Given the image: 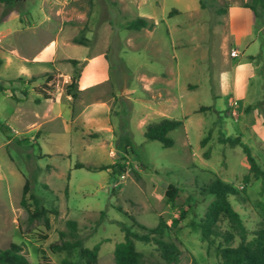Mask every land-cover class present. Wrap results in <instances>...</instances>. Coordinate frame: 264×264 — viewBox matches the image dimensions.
Here are the masks:
<instances>
[{
    "label": "rangeland",
    "instance_id": "rangeland-1",
    "mask_svg": "<svg viewBox=\"0 0 264 264\" xmlns=\"http://www.w3.org/2000/svg\"><path fill=\"white\" fill-rule=\"evenodd\" d=\"M34 1L0 4V248L19 244L29 264L40 262L42 255L52 264L62 259L73 264L75 247L48 249L49 243L60 240L59 230L65 232L62 239L68 238L65 220L70 218L83 246L98 243L94 264H113L112 248L122 239L120 225L132 223L129 215L146 226L154 225L158 216L168 222L177 215L178 206L165 195L166 184L172 183L185 208L174 229L177 259L164 261L151 241L134 240L135 248L145 264H216L214 245L219 239L207 244L195 224L211 199L201 185L215 176L237 190L243 185L247 200L228 197L247 238L259 221L254 206L261 197L259 180L250 173L242 183L247 171L243 151L218 137L239 134L264 168V26L254 17L253 40L236 44L241 55L232 61L249 63L251 69L246 97L238 106L217 95L223 26L215 18L221 14L207 7L193 11L191 0H155L157 20L147 32L153 25L123 27L125 19L137 15L138 0H38L53 17V30L62 19L58 55L29 63L23 60L24 51L39 55L49 33L25 29L10 11L16 10L18 17L24 14L29 22ZM73 37L86 38L85 44ZM253 52L250 61L247 53ZM83 56L92 61L86 63ZM69 58L79 60L82 71L75 97L65 91L72 70ZM46 73L51 74V88L44 98L34 88ZM163 117L182 120L167 131L173 140L168 146L143 135L147 123ZM125 139L129 145H122ZM117 160L124 163L119 173L97 169ZM30 194L45 208L57 209L47 213L48 228L40 220L26 221L33 206ZM219 225L226 228L227 222L220 220ZM37 233L47 237L40 239ZM238 240L235 236L232 244Z\"/></svg>",
    "mask_w": 264,
    "mask_h": 264
},
{
    "label": "trees",
    "instance_id": "trees-1",
    "mask_svg": "<svg viewBox=\"0 0 264 264\" xmlns=\"http://www.w3.org/2000/svg\"><path fill=\"white\" fill-rule=\"evenodd\" d=\"M14 0H0V4L8 5ZM206 0H199L200 7H207L217 14L225 13L227 4L214 5L206 4ZM241 4L251 9L256 23L264 26V0H245ZM209 6V7H208ZM26 13V12H25ZM19 21L28 25L29 22L23 15H19ZM154 24L151 18L141 15H135L123 21V27L126 29H140L151 28ZM86 38L73 37L72 40L77 43L85 44ZM72 65V70L69 75V81L65 84L66 93L72 97L77 95L78 91V77L80 74L79 60L69 58ZM80 63V62H79ZM51 79V74L46 73L43 81L34 89L41 94L42 97H49L47 89L51 88L48 81ZM12 80L8 79V83ZM1 89H4L0 85ZM12 94V93H11ZM10 94V95H11ZM264 99V97H263ZM262 116L264 122V107L262 108ZM182 120L179 118L163 117L157 121L147 123L143 130V135L148 139H156L161 145H171L173 140L166 135L167 131L180 125ZM205 138L201 139V142ZM221 142L228 145H239L243 151L244 158L247 162V171L241 176V181L245 184L248 180L249 174L259 180V194L260 198L256 199L254 206L259 216L258 224L249 233L247 238V229L244 226L239 213L233 208L229 200V195L238 196L239 200H247L243 185L237 190L232 183L226 182L219 177H213L207 183L201 185L200 190L211 195V199L207 203L202 215L198 216L196 226L199 229V235L202 240H206L207 244L212 243L213 238H218L219 241L214 245L215 252L218 256L216 264H264V168H261L252 156L249 147L240 140L238 134L233 136H219ZM120 142L118 146L129 145L128 140L125 139L124 144ZM131 149V146H129ZM122 157V156H120ZM81 166V164H77ZM109 168L111 173L123 171L124 163L117 160L115 163H102L97 165V169ZM34 177V176H33ZM26 188V182L23 184L22 191ZM32 200V208L28 211L26 221L40 220L44 228L49 227L47 213L55 214L57 209L54 206L45 208L38 203L37 198L30 194ZM165 195L171 204L178 206L177 215L171 217L167 222L162 216H158L157 221L152 226H146L139 223L132 215H129L132 223L129 225L121 224L122 239L115 242L112 248L113 264H145L143 261L141 251L134 246V240L144 242L151 241L155 244L159 256L166 262L175 261L180 252L177 244L178 238L174 233L177 227L178 220L183 216L185 208L181 205L182 202L178 199V189L172 183H167L165 188ZM243 195V196H240ZM188 197V196H187ZM20 204L24 205V199L21 196ZM220 220L227 222L226 228H221ZM132 224L139 229L132 228ZM65 225L67 228L68 238L62 239L64 235L63 230L58 231L60 238L57 242L48 244V249L51 251L77 249V260L73 264H94L98 249V243H94L91 247L83 246L81 238L77 234L76 221L74 219H66ZM38 234V233H37ZM237 236L238 242L232 244L233 238ZM47 236L44 233L38 234V238L45 239ZM42 260L37 264H52L47 259V256L42 255ZM0 264H29L25 254L21 251L19 244L9 242L5 247L0 248ZM61 264H70L65 259L61 260Z\"/></svg>",
    "mask_w": 264,
    "mask_h": 264
},
{
    "label": "crops",
    "instance_id": "crops-1",
    "mask_svg": "<svg viewBox=\"0 0 264 264\" xmlns=\"http://www.w3.org/2000/svg\"><path fill=\"white\" fill-rule=\"evenodd\" d=\"M212 5L215 4L219 5L222 0H209ZM206 2V1H205ZM241 0H228L227 9L225 13L217 16L215 18L216 22L219 23L220 26H223L222 31L220 32V42L218 45L219 53L221 56V65L218 67L217 70V76H216V82H217V95L223 96L225 98V103L227 104L229 100H232L233 102H236L238 106H242V104L239 102L241 100H244L246 97V84L249 79V75L251 72V69L248 68L249 63H244L240 60L232 61V58L238 57L241 55V50H239L236 46V44H240L241 40H246L247 43L253 40V32H254V16L252 12L250 13V10L248 7L243 6L241 4ZM155 0H138L135 4L137 8V15L145 16L148 18H151L154 23L157 20V17L155 15V6L157 5ZM192 4V10L198 11L200 9L199 0H191ZM40 3L38 0H35L30 7L29 14H30V25H24L25 29L29 28H38L39 31H47L50 35L45 37L44 41L42 42V45H40V53L39 55H33L29 52L23 54V60L25 62L29 63H35V62H46L48 60H51L54 58V56L57 54V46L59 44V37L58 30L61 29L60 24L62 22V19L60 18L59 24L55 30H53V24H52V16L48 14L45 9L42 6H39ZM208 6V7H209ZM172 9H175V12H178L177 7H172ZM191 10V11H192ZM10 12H15L16 16L18 18V12L15 10H12ZM9 12V13H10ZM8 13V14H9ZM54 13V12H53ZM8 14L6 17H8ZM55 15L58 14L56 11L54 13ZM56 20V18H54ZM19 21V19H18ZM19 23L22 25V23L19 21ZM44 25L42 29H40L41 25ZM54 25H56L54 23ZM48 27V28H47ZM56 27V26H55ZM154 25L152 28L148 31H152ZM48 29V30H47ZM49 30H52L53 32H48ZM139 30V29H138ZM52 34H54V37H51ZM25 36H22L24 38ZM26 39V38H24ZM22 41V39H21ZM62 43V39L60 41ZM17 46V45H16ZM18 47V46H17ZM231 48L236 49L235 55H230L229 50ZM23 53V52H22ZM256 53H247V56L250 61L254 59ZM13 56V55H10ZM20 56V52L16 54L17 57ZM31 57V58H29ZM172 57L175 59V55L173 54ZM81 60H84L86 63L91 62V57L83 56L80 57ZM10 57L7 58V61L9 62ZM28 60V61H27ZM23 69V68H22ZM26 71H20V73H25ZM82 71H80L81 73ZM78 77V83L79 78ZM170 95L172 96L171 92ZM239 135V134H238ZM240 136V135H239Z\"/></svg>",
    "mask_w": 264,
    "mask_h": 264
},
{
    "label": "built area",
    "instance_id": "built-area-1",
    "mask_svg": "<svg viewBox=\"0 0 264 264\" xmlns=\"http://www.w3.org/2000/svg\"><path fill=\"white\" fill-rule=\"evenodd\" d=\"M237 52H236V49H234V48H231L230 50H229V54L230 55H235ZM234 106H236L235 104H234ZM120 176H122V174H120Z\"/></svg>",
    "mask_w": 264,
    "mask_h": 264
}]
</instances>
